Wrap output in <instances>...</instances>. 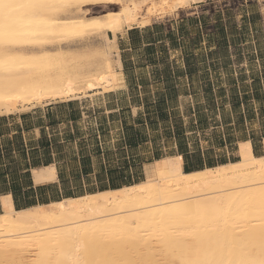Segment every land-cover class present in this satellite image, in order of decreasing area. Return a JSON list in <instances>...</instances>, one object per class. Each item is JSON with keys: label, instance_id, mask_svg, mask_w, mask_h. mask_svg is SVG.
Returning <instances> with one entry per match:
<instances>
[{"label": "bare ground", "instance_id": "6f19581e", "mask_svg": "<svg viewBox=\"0 0 264 264\" xmlns=\"http://www.w3.org/2000/svg\"><path fill=\"white\" fill-rule=\"evenodd\" d=\"M189 1L0 0V116L111 91L123 81L118 33ZM92 5L120 10L88 22ZM90 32L111 43L95 63L70 53L72 40ZM239 156L192 173L181 155L164 157L141 182L21 210L2 196L0 264H17L15 253L22 264H158L161 247L180 264H264V154L248 142ZM34 177L54 181L55 167Z\"/></svg>", "mask_w": 264, "mask_h": 264}, {"label": "rangeland", "instance_id": "374dc122", "mask_svg": "<svg viewBox=\"0 0 264 264\" xmlns=\"http://www.w3.org/2000/svg\"><path fill=\"white\" fill-rule=\"evenodd\" d=\"M84 8L89 9L85 13V17L90 18V20H86L88 22L100 20L98 18H113L120 10L118 6L108 9L104 5H92ZM173 11L167 13L168 15L165 14V18L162 16L135 26L134 31L127 35L126 32L132 29L124 28L115 38L117 47L115 52L118 53L114 55V58L120 63L118 43L121 50L125 49L128 43L134 42L136 45L135 50L125 54V59L136 56L138 59H145L148 54L147 48L142 47L141 35L144 37L145 44L149 43L148 40L151 38L161 42L157 45L160 48L153 53L156 62L145 64L143 67L142 64H139L141 70L138 71V75L143 78L142 98L149 107L148 111L144 109L141 112L144 123H147L148 126L145 125L144 128L145 137L149 143L145 146L143 167L138 165L134 170V180L138 182L146 179L147 171L151 166L149 163L154 162L156 157L177 154L173 149L176 144L189 145L190 155L196 166L202 164L200 160L202 153L206 161L215 159V157L224 159L223 156H229L230 161H238L240 157H238L234 142L244 137L245 116L251 123L248 127L250 131L257 135L264 131L263 91L255 92L254 90L253 96L251 93L243 95V90L237 88L244 80H249L247 77H251L252 74L262 73L264 75L262 64L264 63V0H190L183 8ZM103 15L104 17H101ZM62 18L68 25L71 24V27H79L73 14L63 15ZM147 26L150 27L147 28ZM132 33L133 36H131ZM112 34L113 32L108 30L110 38L113 37ZM121 37L124 38L120 39ZM75 39H79V41ZM75 39V41L72 40V44L70 43L72 45L70 53L90 61L92 59L94 63L102 54V50L106 49L108 45L111 46V43L102 41L98 32L86 33V35ZM185 41L190 43V49L186 50L187 54L182 50V43ZM219 44L220 46H218ZM156 52H158V56ZM87 55L88 57H86ZM185 55L188 56L189 65H186V70L183 68L181 70L179 67L183 64H175V61L177 62L179 57ZM215 55L221 58V65L217 67L222 74L219 76L221 78L219 84L215 82V76L212 78L214 88L220 87L216 93L212 91L213 87L210 83V73L216 71V66L214 67L216 64ZM171 63L174 64V70L176 69L178 72L177 78L180 79H176V85L179 88L175 92L170 90L169 94V89L160 87L156 81L154 83L149 81L150 72L146 66H151L150 69L153 71L156 68L157 73L160 71L158 69H161L164 80H166L171 74ZM205 66L208 70L210 86L206 83L208 86L204 90L200 92L190 90L191 93H189L188 83L182 78H185L184 75H198V72H203L201 67ZM125 70L128 73L127 82L130 84L137 72L133 70V73L130 74L131 69L126 68ZM118 71L122 74V63L118 65ZM242 77H244L243 80H241ZM196 84L195 87H197ZM119 86L118 84L117 87ZM234 88H236L237 96L234 95ZM239 91L242 94V100ZM103 95L105 94L85 96L79 100L95 99V97ZM140 97L138 98L140 99ZM242 103L250 105L249 112L245 108L243 111ZM234 106L237 108L236 111L233 110ZM154 107L156 110L153 109ZM127 121L133 123L132 112L128 114ZM233 121L235 125H229ZM153 124L158 126L151 128ZM177 129L178 134L181 135L180 139L176 137ZM224 139L232 145L224 148ZM164 147L167 149L166 153L163 151ZM69 148L71 155L77 153L76 145L69 146ZM153 149L154 151L162 149V151L155 152L153 156L148 154ZM79 194L81 193L74 191L75 196H79ZM158 252H161L157 257L158 264H180L165 248H159ZM133 256L135 255L133 254ZM12 261L17 264L19 261L21 264L25 263L18 253H15ZM139 261L141 260H135V263L141 264Z\"/></svg>", "mask_w": 264, "mask_h": 264}, {"label": "crops", "instance_id": "0c3cea01", "mask_svg": "<svg viewBox=\"0 0 264 264\" xmlns=\"http://www.w3.org/2000/svg\"><path fill=\"white\" fill-rule=\"evenodd\" d=\"M149 27L147 26V28ZM133 31V29L127 31L126 35ZM143 38L141 35L142 47L147 48L148 55L145 59H138V56L125 59V54L135 50L136 45L134 42L128 43L127 47L121 50L118 43L123 81L119 87L111 91L91 95L105 94L102 97L79 100L81 97L71 101L33 107L32 110L29 109L9 116H0V213L2 211L1 197L8 194L12 195L15 208L18 205L24 209L36 205H47L66 198L119 189L136 182L134 170L137 169L138 165L143 167L145 146L149 143L145 137L144 128L147 123H144L141 113L144 109L148 111L149 107L142 98L143 78L138 75V71L141 70L139 64H142L143 67L145 64L155 63L156 59L153 53L160 48L157 45L161 43L151 38L148 40L149 43L145 44ZM182 44V50L187 54L186 50L190 49V43L185 41ZM156 55L158 56V52ZM215 57L216 64L214 67L216 66V71L210 73V83L213 87L212 91L216 93L220 87L214 88L212 78L215 76V82L219 84L221 79L219 76L222 74L217 67L221 65V58L216 55ZM172 62L174 63V61ZM178 63L183 64L179 67L181 70L182 68L186 70V65H189L188 56L179 57L177 62L175 61V64ZM262 64L264 66V63ZM170 66L171 74L166 80H164L161 69H158L160 71L157 73L156 68L153 71L150 69L151 66H146L150 72L149 81L151 83L156 81L160 87L169 89V94L170 90L175 92L179 88L176 85V79H180L177 78L178 72L176 69L174 70V64L171 63ZM126 68L131 69L130 74L133 73V70L137 72L130 84L127 82ZM201 69L203 72H198V75H184L185 78H182L188 83L189 93H191L190 90L200 92L209 85L206 66L201 67ZM247 73L249 72L247 71ZM247 78L249 80H244L237 87L243 90V95L251 93L253 96L254 90L264 93V75L262 73L259 75L257 73L252 74L251 77L248 76ZM243 79L244 77L241 78V80ZM233 90L234 95L237 96L236 88ZM226 93L229 94L228 91ZM239 95L242 100L240 91ZM139 96H141L140 99ZM242 107L243 111L245 108L249 112V104L242 103ZM153 109L156 110L155 107ZM233 110H237L236 106L233 107ZM130 112H132L133 123L127 121ZM244 121L243 127L245 126L246 129L244 137L234 142L238 154L240 145L249 142L254 155H263L264 134L260 132L257 135V133L250 131L248 127L251 123L246 119V116ZM229 125H235L234 121ZM157 126L153 124L151 128ZM223 144L224 148L232 145L231 143L228 144L225 139ZM72 145H76L78 149L77 153L73 155H71L69 148ZM173 149L176 150L177 154L175 155H180L178 152L179 145L176 144ZM166 150L164 147V153ZM158 151H162V149L156 151L153 149L148 154L153 156ZM187 151V163L192 166L194 161L190 155L189 145L188 150L185 148V152ZM201 156L200 160H205L203 153ZM164 157L172 156H161L159 159ZM223 157L229 161L225 164L233 162L230 161L229 156ZM182 160L184 170L183 156ZM213 160L219 159L215 157ZM52 166L56 170V180L37 183L34 170H43ZM74 191L81 194L75 196Z\"/></svg>", "mask_w": 264, "mask_h": 264}, {"label": "trees", "instance_id": "16d2710c", "mask_svg": "<svg viewBox=\"0 0 264 264\" xmlns=\"http://www.w3.org/2000/svg\"><path fill=\"white\" fill-rule=\"evenodd\" d=\"M178 132L179 131L177 129V135H176V137L178 139H180L181 138V135L178 134ZM262 134H264V131L262 132ZM227 143H228V141H227ZM185 148L188 150V144H185V145L179 144V154L183 156L184 161H185V164H184V171H185V173H191L193 171H199V170H202L205 167L212 168V167H214L216 165L225 164V163L229 162L227 159H219V160L207 159V161L206 160H202V162H201L202 164L201 165H198V166H196V165L189 166L188 163H187L188 151L185 152ZM159 158L160 157H156L155 159L158 160ZM233 162H236V161H233ZM135 183H138V181H136ZM132 184H134V183L127 184L126 186H129V185H132ZM13 195H14V193H13ZM14 200L16 201V199H14ZM33 205H35V204H33ZM16 208L18 210H21V208L18 205H16Z\"/></svg>", "mask_w": 264, "mask_h": 264}, {"label": "snow or ice", "instance_id": "6c2138e0", "mask_svg": "<svg viewBox=\"0 0 264 264\" xmlns=\"http://www.w3.org/2000/svg\"><path fill=\"white\" fill-rule=\"evenodd\" d=\"M8 7H11V5H8Z\"/></svg>", "mask_w": 264, "mask_h": 264}]
</instances>
